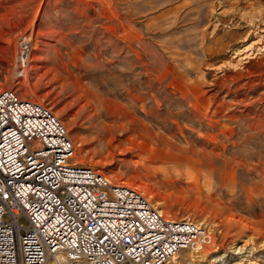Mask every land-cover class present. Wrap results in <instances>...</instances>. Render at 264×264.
<instances>
[{
  "label": "rangeland",
  "instance_id": "obj_1",
  "mask_svg": "<svg viewBox=\"0 0 264 264\" xmlns=\"http://www.w3.org/2000/svg\"><path fill=\"white\" fill-rule=\"evenodd\" d=\"M2 14L0 91L51 107L81 164L209 228L175 264H264V0H0Z\"/></svg>",
  "mask_w": 264,
  "mask_h": 264
},
{
  "label": "built area",
  "instance_id": "obj_2",
  "mask_svg": "<svg viewBox=\"0 0 264 264\" xmlns=\"http://www.w3.org/2000/svg\"><path fill=\"white\" fill-rule=\"evenodd\" d=\"M31 54L25 37L19 78ZM75 152L51 107L0 91V264H174L212 244L206 225L165 218L143 191Z\"/></svg>",
  "mask_w": 264,
  "mask_h": 264
},
{
  "label": "bare ground",
  "instance_id": "obj_3",
  "mask_svg": "<svg viewBox=\"0 0 264 264\" xmlns=\"http://www.w3.org/2000/svg\"><path fill=\"white\" fill-rule=\"evenodd\" d=\"M6 18H7V16H6L5 14H4V15H3V14L0 15V22H2L3 20H6ZM1 26H2V25H1ZM1 28H2V27H1ZM4 32H5V30H4ZM4 32L2 31V29H0V38H2L3 36H5V35H4ZM9 47H10V46H9ZM250 48H251V47H250ZM247 49H248V47H247ZM0 50H1V49H0ZM8 50H9V49H8ZM248 51H251V49L245 51V52L242 54L243 57H244L243 60H244V59H248V58L250 57V55L248 54ZM246 52H247V53H246ZM245 53H246V54H245ZM243 60H240V62L243 61ZM74 160H76L75 162L81 164L80 162L77 161V159L75 158V156H74ZM112 182L114 183V181H112ZM120 184H123V183H120ZM125 184H126V183H125ZM128 185H129V184H128ZM137 189H138V188H137ZM139 190H140V189H139ZM141 191H142V190H141ZM148 198H149V197H148ZM155 207H156V206H155ZM160 212H161V213L163 214V216H165V218H166V215L164 214V212H163L162 210H161ZM167 218H168V217H167ZM179 255H180V254H179ZM179 255H178V256H179ZM178 256H177V257H178ZM177 257H176V258H177ZM176 258H175V259H176ZM175 259H174V264H175Z\"/></svg>",
  "mask_w": 264,
  "mask_h": 264
}]
</instances>
